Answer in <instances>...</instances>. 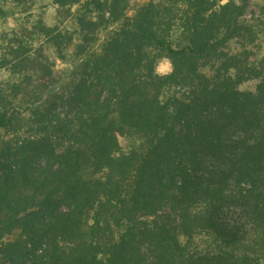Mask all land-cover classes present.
<instances>
[{"label": "trees", "instance_id": "obj_1", "mask_svg": "<svg viewBox=\"0 0 264 264\" xmlns=\"http://www.w3.org/2000/svg\"><path fill=\"white\" fill-rule=\"evenodd\" d=\"M41 1L0 0V264H264L250 0Z\"/></svg>", "mask_w": 264, "mask_h": 264}, {"label": "rangeland", "instance_id": "obj_2", "mask_svg": "<svg viewBox=\"0 0 264 264\" xmlns=\"http://www.w3.org/2000/svg\"><path fill=\"white\" fill-rule=\"evenodd\" d=\"M46 0H42L41 2H45ZM149 1L153 0H128L129 3V11L128 16H133L136 11L141 8L144 4H146ZM155 1V0H154ZM219 1H225V0H219ZM48 16L51 18L52 15L55 14L56 10L54 8H47ZM26 14L18 15L16 14V17L22 16L24 17ZM243 25L250 26L254 30L255 34H257L259 43L261 45L260 49H254L255 56H253V60L255 63H258L260 60H264V0H250L248 9L246 11V14L240 21ZM15 26V20L13 17L2 20L0 19V31L1 30H8ZM237 50L240 52L241 47L237 44ZM47 53L50 55L52 61L55 62V66L53 67V78L55 81H59L63 78L71 69L73 68L74 64L76 63L74 59V53L75 49H71L68 52V58L67 60L59 59L51 50L47 51ZM171 71V64L169 60L163 59L161 60L157 67L156 72L159 74H167ZM54 82V81H53ZM52 82V83H53ZM57 83V82H56ZM53 84V88L57 87V84ZM249 88H254V83H251ZM58 93H62L63 87H60L59 85ZM125 148H128L133 144V141H123L122 143Z\"/></svg>", "mask_w": 264, "mask_h": 264}]
</instances>
